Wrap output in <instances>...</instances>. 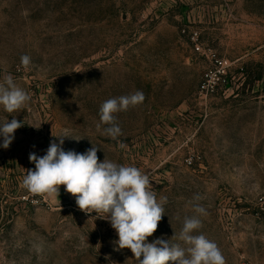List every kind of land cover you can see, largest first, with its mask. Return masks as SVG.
Listing matches in <instances>:
<instances>
[{
    "label": "rangeland",
    "instance_id": "1",
    "mask_svg": "<svg viewBox=\"0 0 264 264\" xmlns=\"http://www.w3.org/2000/svg\"><path fill=\"white\" fill-rule=\"evenodd\" d=\"M216 59L229 61L226 81ZM207 73L219 82L208 96ZM260 74L264 0H0V83L11 75L31 95L19 112L0 106V124L23 123L0 147V264H139L63 185L59 197L23 187L29 154L43 156L64 132L65 151L94 145L101 162L139 168L157 199L167 197L148 242L187 247L175 237L199 194L208 214L196 234L216 242L226 264H264ZM137 90L144 103L117 114L123 135L97 131L100 105Z\"/></svg>",
    "mask_w": 264,
    "mask_h": 264
},
{
    "label": "clouds",
    "instance_id": "2",
    "mask_svg": "<svg viewBox=\"0 0 264 264\" xmlns=\"http://www.w3.org/2000/svg\"><path fill=\"white\" fill-rule=\"evenodd\" d=\"M20 59L23 67L29 69L31 57L22 55ZM30 101V93L19 87L11 75H6L0 83V106L4 111L19 112ZM144 101L145 95L140 90L105 100L99 107L97 131L103 126L102 134L117 140L123 135L117 114ZM22 126L15 116L0 124V137L3 138L0 147L8 149L15 131ZM54 137L59 143L53 140L43 156L29 154V161L35 168L27 170L22 180L29 193L59 197L63 185L64 190L75 197L81 211L94 212L110 223L118 237L115 241L118 249H130L139 264H226L217 243L203 233L196 234L202 228L200 217L208 214L199 203L202 199L199 194L189 201L195 215L184 218L182 229L175 237L187 247L162 238L148 242V237L157 231L167 204V197L157 199L149 176L135 166L118 164L107 158L101 162L97 156L99 148L94 145L83 153L65 151L64 139L70 137L66 132Z\"/></svg>",
    "mask_w": 264,
    "mask_h": 264
},
{
    "label": "built area",
    "instance_id": "3",
    "mask_svg": "<svg viewBox=\"0 0 264 264\" xmlns=\"http://www.w3.org/2000/svg\"><path fill=\"white\" fill-rule=\"evenodd\" d=\"M196 49L200 50L199 46L196 45ZM217 64V70L216 74L219 77L218 80H225L228 78V69L230 67L229 61L222 60V59H216ZM219 82L215 77L207 73L206 80L203 83L201 87V92L204 93L206 96H208L209 93L215 92V90L218 88Z\"/></svg>",
    "mask_w": 264,
    "mask_h": 264
},
{
    "label": "trees",
    "instance_id": "4",
    "mask_svg": "<svg viewBox=\"0 0 264 264\" xmlns=\"http://www.w3.org/2000/svg\"><path fill=\"white\" fill-rule=\"evenodd\" d=\"M242 71H245V69L242 68ZM258 79H264V75L260 74V75L258 76Z\"/></svg>",
    "mask_w": 264,
    "mask_h": 264
}]
</instances>
